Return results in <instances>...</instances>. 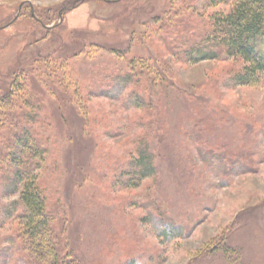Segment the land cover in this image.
I'll return each instance as SVG.
<instances>
[{"label": "rangeland", "instance_id": "obj_1", "mask_svg": "<svg viewBox=\"0 0 264 264\" xmlns=\"http://www.w3.org/2000/svg\"><path fill=\"white\" fill-rule=\"evenodd\" d=\"M229 9L0 0V93L26 77L30 107L13 98L44 148L37 184L80 264H264V77L237 85L241 60L183 55ZM140 147L157 172L138 182ZM22 212L0 186V264H17Z\"/></svg>", "mask_w": 264, "mask_h": 264}, {"label": "trees", "instance_id": "obj_2", "mask_svg": "<svg viewBox=\"0 0 264 264\" xmlns=\"http://www.w3.org/2000/svg\"><path fill=\"white\" fill-rule=\"evenodd\" d=\"M207 3L210 6L229 3L230 9L212 15L208 31L202 35L192 34L188 38L190 44L183 50L185 61L195 64L221 57L237 58L243 62V67L233 74L231 80L237 85L258 84L264 77V0H207ZM128 73L119 80H129ZM15 83L16 80L12 81L11 88L1 89L0 93V117L3 121L0 123V135L5 127L9 133L1 137L0 186L9 193L18 194L23 209L17 215L20 241L17 243L10 238L9 243L20 251L17 264H80V258L60 235L63 232L56 226L55 217L48 212L46 200L37 184L40 168L37 157H42L44 148L29 127L32 114L25 112L23 105L18 106L13 98L18 93L29 103L27 79L25 76L21 78L17 90ZM135 98L137 107H141L142 99L136 95ZM133 165L138 182L157 172L154 156L145 147L139 148ZM17 204L13 202L11 205L18 207ZM160 226L161 235L168 239L181 234L180 228Z\"/></svg>", "mask_w": 264, "mask_h": 264}]
</instances>
